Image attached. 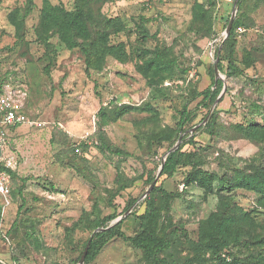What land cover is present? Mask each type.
Instances as JSON below:
<instances>
[{"label":"rangeland","instance_id":"374dc122","mask_svg":"<svg viewBox=\"0 0 264 264\" xmlns=\"http://www.w3.org/2000/svg\"><path fill=\"white\" fill-rule=\"evenodd\" d=\"M50 1L67 10L76 6L75 0ZM80 1L92 16L90 31L113 21L109 44H123L126 57L108 55L103 68L87 69L80 49L41 26L43 0H0V75L10 71L27 83L30 111L40 121L21 126L9 143L18 175L13 205L5 214L0 209V264H153L125 238L112 240L89 263L80 260L94 234L115 219L135 236L145 221L144 201L158 184L170 196L160 206L156 198L155 229L170 240L161 256L171 264L196 263L195 244L226 204L247 221H234L224 260L264 262V200L238 188L234 175L264 168V0L248 1L241 14L237 6L241 72L228 76L222 61L225 88L210 108L194 95L212 83L236 0ZM14 8L22 12L20 34L9 19ZM156 48L177 66L151 85L138 68ZM185 106L190 120L176 138ZM214 110L210 134L205 126ZM175 146L186 153L185 162L162 174V160ZM199 170L210 187L191 178ZM111 214L107 227L95 228V219Z\"/></svg>","mask_w":264,"mask_h":264},{"label":"trees","instance_id":"16d2710c","mask_svg":"<svg viewBox=\"0 0 264 264\" xmlns=\"http://www.w3.org/2000/svg\"><path fill=\"white\" fill-rule=\"evenodd\" d=\"M250 0H236L238 6V14L243 13V6ZM76 6L71 10H67L63 4H52L50 0H43V7L41 10V26H46L51 30L57 31L60 34L62 41L66 44L69 49H80L84 55L85 63L88 68L101 69L104 66L106 57L108 55L115 56L119 59L126 57V50L123 44H109V31L107 28L112 25L113 21L105 19L104 25L95 30H89L87 24L92 16L86 10L85 4L82 5L80 0H75ZM21 10L19 8H14L9 13V19L11 23L15 26L19 34L23 29V19L21 17ZM203 18H208L207 13H202ZM229 20V19H228ZM231 33L228 38L223 42L221 48V55L219 58L218 66L220 70H223L224 66L222 61H227L226 73L228 76H234L241 72L239 66L235 61L236 56V45H237V32L238 26H241L239 22V15L235 22H233ZM116 28L119 31L120 26L116 24ZM116 30V31H117ZM48 37H45V39ZM147 57V54H144ZM53 59H51L45 66L46 73H49L50 68L53 64ZM177 66V61L175 58L168 57V54L160 51L156 48L154 56L147 59L143 64H141L138 70L144 75L148 84H154L156 82L155 77L159 76L161 80L167 78L168 73ZM212 83L210 86L206 87L202 91L195 93L194 98L201 97L199 101L200 106L211 107L215 100L218 98L219 94L223 89V81L221 79L216 80L214 69L211 71ZM12 79L14 81H19L23 83L28 90V98L25 103L24 111L33 119H36L33 113L30 111V92L26 82L22 81L17 77L16 73L7 71L3 75H0V82L3 80ZM190 116V112L187 111L185 106L182 116L178 122V133L183 131ZM217 112L214 110L211 119L207 122L205 126V131L212 134L215 118ZM188 141L193 142V137ZM110 150L114 152H120L118 149H112L107 146ZM186 153L181 151V147L172 151L167 155L162 174L172 175L177 167L185 162ZM188 158V157H187ZM0 169H6L4 165L0 164ZM13 179H16L17 174L11 169ZM236 179V186L238 188H244L250 191L258 193L262 200H264V168L255 167L253 171H248L245 169H239L234 173ZM233 175V176H234ZM191 178L198 179V182L203 187H210V179L205 176V174L199 170L195 173L190 174ZM154 180V176L150 177V181ZM224 181V179H222ZM229 188V187H228ZM16 192V187L12 188V194ZM170 195L162 188L161 184L155 185L150 194L145 199L146 209L143 218H145L142 223L141 230L133 237L127 236L123 231H121V222L110 227L109 229L98 231L94 234L92 242L89 247L88 254L86 255V263H89L96 254L112 240L117 238H125L129 240L133 245L140 248L149 261L153 264H171L165 256H161V253L168 250L171 246L170 240L166 236H160L156 231V218L158 215V202L156 204V198L160 197L159 206ZM135 202V199L133 200ZM224 211L221 216L217 218V214L210 218L212 223V228L202 235L200 240L195 244L197 255L193 258L195 264H210L209 260L225 261L223 258V248L229 246V237L232 232L236 230L237 227L234 225V221L246 222L244 214L240 212L233 204H226L224 206ZM1 209V207H0ZM115 218V214L107 215L102 218H97L94 220L95 228L97 227H107L110 221ZM251 221V220H250ZM253 224V221H251ZM254 225V224H253ZM230 231V233H229ZM262 244H264V238H260ZM207 254L209 256L207 257ZM12 258L15 259L14 255ZM210 258V259H209ZM216 258V259H215ZM248 260V259H246ZM237 257H233L229 262L225 261V264H264L261 261H253L250 263ZM192 264V263H191ZM212 264H218L217 262H212Z\"/></svg>","mask_w":264,"mask_h":264},{"label":"built area","instance_id":"2783aa9c","mask_svg":"<svg viewBox=\"0 0 264 264\" xmlns=\"http://www.w3.org/2000/svg\"><path fill=\"white\" fill-rule=\"evenodd\" d=\"M236 32L242 33L243 27L238 26ZM28 95L26 86L19 81L8 79L0 82V164L6 168L0 169V196L4 198L6 205L10 203L13 188V176L8 169L15 168L13 157L6 156L3 152L7 129L21 124H40L39 120L31 118L24 111Z\"/></svg>","mask_w":264,"mask_h":264},{"label":"crops","instance_id":"0c3cea01","mask_svg":"<svg viewBox=\"0 0 264 264\" xmlns=\"http://www.w3.org/2000/svg\"><path fill=\"white\" fill-rule=\"evenodd\" d=\"M23 125H29V124H21V125H17V126H13V127H9L7 129V137H6V141H5V144H4V147H3V152H4V155L6 156H11L13 157L14 161H15V168H14V172H16V174L18 175L17 171H16V165H17V155L15 154L16 152L14 151V149L12 150L10 147H9V143L11 142V140L13 139V137L17 134V131H19V128ZM31 126V125H29ZM7 149V152L5 153ZM15 179H13V187H15ZM14 198H15V192H13V194L11 193V196H10V203L9 204H5L4 202V198H2L0 196V207H1V211L5 214L6 212H8V210L11 208V206L13 205V201H14ZM6 256V255H4Z\"/></svg>","mask_w":264,"mask_h":264},{"label":"water","instance_id":"95a60500","mask_svg":"<svg viewBox=\"0 0 264 264\" xmlns=\"http://www.w3.org/2000/svg\"><path fill=\"white\" fill-rule=\"evenodd\" d=\"M237 4V3H236ZM235 4V6H234V11H233V13H232V16H231V18H230V20H229V23L227 24V26H226V30H225V39L230 35V33H231V29H232V26H233V22H234V19H235V15H236V12H237V5ZM215 76H216V80H218L219 79V70H218V65L216 64L215 65ZM224 88H225V85H224ZM222 95V94H221ZM221 95H219V96H221ZM177 149V147L175 146L173 149H171L170 151H169V153L168 154H170L172 151H174V150H176ZM167 157V156H166ZM166 157L165 158H163V160H162V163H161V168H160V170L162 171V169H163V166H164V163H165V160H166ZM160 171V172H161ZM149 191V190H148ZM147 191V192H148ZM118 221H120V218L119 219H115L111 224H110V226L108 227V228H110L111 226H113L115 223H117ZM99 230V229H98ZM104 229H101L100 228V230L99 231H103ZM91 241H92V238L89 240V242H88V244H87V246H86V248H85V250H84V252H83V254H82V257H81V262H83L84 260H85V257H86V255H87V252H88V248H89V245H90V243H91Z\"/></svg>","mask_w":264,"mask_h":264}]
</instances>
